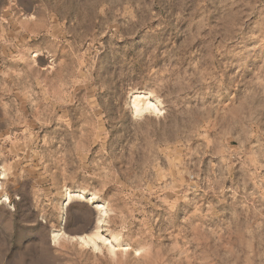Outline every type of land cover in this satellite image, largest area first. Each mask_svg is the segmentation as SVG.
<instances>
[{
	"label": "rangeland",
	"instance_id": "1",
	"mask_svg": "<svg viewBox=\"0 0 264 264\" xmlns=\"http://www.w3.org/2000/svg\"><path fill=\"white\" fill-rule=\"evenodd\" d=\"M1 169L0 264H264V0H0Z\"/></svg>",
	"mask_w": 264,
	"mask_h": 264
},
{
	"label": "bare ground",
	"instance_id": "2",
	"mask_svg": "<svg viewBox=\"0 0 264 264\" xmlns=\"http://www.w3.org/2000/svg\"><path fill=\"white\" fill-rule=\"evenodd\" d=\"M151 100H150L149 96H147V95H142V94H139L136 92L133 93L131 96V108H132L133 115L134 116H142L146 112H151V113H155V114L162 113V108L160 107V105L157 102H154ZM0 176H2V177L6 176V172L4 169H1ZM73 198H74V195H72L71 193H67L68 202H70ZM4 200L7 201L8 196L5 195ZM103 206L97 207V218H95L96 219V225H95V227H93V230L90 233L86 234L85 236H81V238L80 237L79 238L82 240L81 242L83 245H86V246L92 245L94 247V249H99L98 244H99V241H101L104 244H107L108 248L110 250H112L114 245H118V243L114 244L113 240H110L109 238H106L105 236H103L101 234V230H100L101 223H102L104 216H105V213H106L105 208ZM57 232L54 231L53 240L54 239L56 240L58 238L59 233H57ZM114 239L118 240L117 237H114Z\"/></svg>",
	"mask_w": 264,
	"mask_h": 264
},
{
	"label": "water",
	"instance_id": "3",
	"mask_svg": "<svg viewBox=\"0 0 264 264\" xmlns=\"http://www.w3.org/2000/svg\"><path fill=\"white\" fill-rule=\"evenodd\" d=\"M0 179H2V178L0 177Z\"/></svg>",
	"mask_w": 264,
	"mask_h": 264
}]
</instances>
